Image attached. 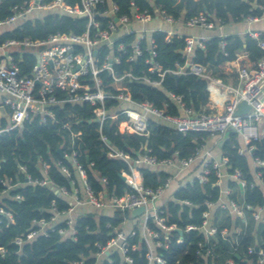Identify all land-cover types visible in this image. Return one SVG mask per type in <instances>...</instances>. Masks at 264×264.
I'll return each instance as SVG.
<instances>
[{
    "label": "built area",
    "instance_id": "1",
    "mask_svg": "<svg viewBox=\"0 0 264 264\" xmlns=\"http://www.w3.org/2000/svg\"><path fill=\"white\" fill-rule=\"evenodd\" d=\"M36 9L58 10L75 17H85L86 28L82 33L56 32L45 40L11 39L0 46V107L4 106L6 110L5 115L0 113V133L21 130L28 121L38 120L42 125L59 122V111H65L67 118L62 127L71 130L73 119L76 117V112L71 108L76 105H87L90 107L92 121L99 125L100 140L106 146V154L127 163L130 174H122L126 176L131 189L123 195L109 194L107 190L97 192L87 180L86 170L80 162V153L75 147V138L79 137V133L72 131L69 142L66 144L65 141L59 149L62 151V157L73 166L76 175L74 176L70 168L61 161L56 162L62 173L71 179L70 189L65 185L56 186L52 182L49 177V162L43 156L38 158L42 178H34L28 173L25 164H18L19 172L25 175V183L51 187L55 193L68 201L69 208L60 210L53 201L50 217L33 219L31 226L14 237L12 243L21 249L25 243L37 236H49L53 231H57L62 238L76 240V219L79 215L87 214L85 211L79 212L78 209L90 205L95 209L94 212L113 218L116 212H120L123 221L118 226L108 222L106 226L110 230L109 234L113 236L105 244L98 243L97 251L81 255L79 260L71 264H114L110 255L116 252L121 257V264H136V258L131 252L140 251L143 244L147 249L146 264H168L162 251L170 247L172 232L179 233L177 241L182 243L183 233L191 230H198L204 235V239L198 243L195 250L196 256L203 260L201 264H218L219 257L223 258L219 264H264V232L260 235L256 232L258 225L264 221V204L254 206L243 199L245 189L250 185L252 187L259 185L264 190L261 171H256V179L250 184L241 169L236 168L230 172L226 157L216 159L207 151L203 156L201 168L192 181L198 179L205 183L213 174L216 177L215 185L219 187V196L216 200H205L206 209L200 224H189L183 229L168 223L163 207L156 205V200L169 187L172 177L164 185L151 188L144 186L137 175L142 166L187 169L199 157V149L195 155L188 158H180L178 152H175L172 157L161 159L152 153L150 147L144 146V152H137L136 156H132L118 149L104 134V125L122 115L128 117L126 130L139 135H148L151 119L166 123L183 135L190 132L224 134L234 129L245 146L244 149H239L240 154L244 155L245 151H248L252 155L254 168L264 167V157L255 155V142L264 139L262 35L249 30L248 34L257 40L262 56L251 68L241 67L234 60L238 85L227 86L221 78L212 75L207 65L193 59L196 48H205L206 38L183 36L173 30H167L164 24L175 25L180 20L166 13L155 2H152L150 9L141 8L132 0L129 5L130 13H122L116 0H80V5L75 7L66 4L64 0H30L13 7L11 15L0 20V27L17 23ZM258 9L261 10L260 16H264V3L254 5L251 11ZM246 17L249 22H254L258 20L259 13ZM217 22L221 23V20ZM147 23L150 26H146ZM184 23L188 27L204 29L214 26L205 13ZM155 32H166L168 39L173 35L185 37L184 65L176 64V68L166 71L162 69L156 61L157 49L152 37ZM225 45L226 42L223 41V49ZM28 51L34 52L36 63L30 72L22 74L21 55ZM145 53L147 57L144 59L150 66V74L144 70L141 75H136L131 70L121 74L117 72L123 56L127 62L135 63L143 58ZM224 53L227 54L225 51ZM166 73L194 74L206 79L209 94L214 92L227 96L223 109L214 111L206 105L195 111L187 105L183 95L172 91H167L170 102L157 106L147 99L136 101L127 91L126 81L134 80L161 88ZM221 88L224 91H221ZM242 101H246L251 108L243 114H236ZM3 118L5 125H2ZM4 181L7 187L0 191L2 197L10 195L13 188L20 186L19 182L12 183L8 178ZM101 181L104 185L108 184L105 177ZM230 181L240 189L242 199L233 196L234 189L230 187ZM13 198L21 200L22 197L17 194ZM182 203L191 205L188 200H183ZM140 207H144V210L138 215H133V210ZM219 211L226 212L236 222L230 227L225 226L219 222L222 217L217 214ZM139 216H142L140 227L137 228L134 224L127 229V222L136 221ZM4 218L10 223L14 222L13 212L0 206V225ZM251 224L254 240L241 251L243 239L248 234ZM137 235L139 243L130 244L128 237ZM221 241L228 246L227 250H217ZM7 251L6 247L1 246L0 257H4ZM236 254L241 255V258L237 260ZM88 260L92 262L88 263Z\"/></svg>",
    "mask_w": 264,
    "mask_h": 264
},
{
    "label": "trees",
    "instance_id": "2",
    "mask_svg": "<svg viewBox=\"0 0 264 264\" xmlns=\"http://www.w3.org/2000/svg\"><path fill=\"white\" fill-rule=\"evenodd\" d=\"M30 0H0V20L11 15V9L16 5L25 4ZM122 13H130L129 5L132 0H116ZM141 8L152 7V2L160 5L169 15L177 20L187 21L190 18L205 13L209 16L213 24H228L233 21H240L248 15H258L257 10L251 8L257 4H263L264 0H134ZM72 7L80 5V0H64ZM221 20V23L217 22ZM87 19L85 17H75L73 15L58 11L48 10L41 18H25L14 28L0 34V46L7 40L32 39L45 40L56 32L82 33L86 28ZM152 37L156 43V61L164 71L176 68V64L184 65L186 55L183 52L186 40L185 37L173 35L168 39L166 32H155ZM264 38V34H262ZM223 41L226 42L224 49ZM205 48H196L194 51V61L205 64L209 69L218 72H234L235 67L231 62L237 60L241 67H253L262 56V50L258 46L257 40L249 35L244 38L232 35L226 38L213 36L204 40ZM224 51L227 53L225 54ZM244 53L239 57L237 54ZM19 56V55H18ZM145 53L143 58L135 63L127 62L126 57H122L118 73L131 70L136 75H141L142 70L149 73L150 66L145 63ZM36 63V55L33 51L21 55V73L30 72ZM208 81L194 74H180L178 77L166 73L163 80V87H155L143 81H126L127 91L130 92L136 101L149 100L157 106H163L165 102H170L167 91L183 95L188 106L195 111L201 110L209 101L207 90ZM76 112L71 125V130L64 129L63 123L67 120L65 111L58 112L59 122L42 125L38 120L24 123L21 130L0 133V191L7 187L5 179L12 183H20L10 191L8 196H0V206L11 210L14 214V222L10 223L5 218L0 225V247H6L7 253L0 257V264H71L80 259L81 255H88L97 251V244H105L110 235L107 223L118 226L123 220L120 212H116L113 217L101 215L96 212H89L86 215H79L76 219L77 238L76 240L62 238L57 231L50 232L49 236H37L33 240L25 243L21 249L12 243V239L27 230L31 226L33 219L43 216L50 217V209L53 201L60 210L68 209L69 203L66 199L55 193L51 187H41L25 183V175L18 170V164L27 166L28 173L34 178H42L43 174L38 167V158L43 156L49 162V177L56 186L72 187L71 179L65 176L56 162L61 161L67 165L73 175L76 172L73 166L59 153V148L66 141L70 140L72 131L78 132L79 137L75 138L76 148L80 153V162L84 166L88 182L98 192L107 190L109 194L123 195L130 191V185L121 178V174H130L127 163L118 158L109 157L106 146L100 140L99 125L92 121L90 107L87 105H76L71 108ZM176 112V111H175ZM128 117L119 116L115 120L108 121L104 125V134L118 149L136 156L137 152H144V146L152 149V153L159 158L172 157L178 152L180 158H188L196 154L204 139H208L210 134L190 132L183 135L166 123L155 119L149 121L148 135H139L130 130H126ZM2 119V125H5ZM239 135L230 132L228 138L222 145V155L228 159L230 172L239 168L243 171L249 183L255 181L249 157L239 152ZM255 155L264 157V145L255 142ZM64 148V147H63ZM173 149V153L170 150ZM262 172L264 179V167L257 168ZM143 185L156 188L164 185L172 177V173L166 168H152L142 166L139 168ZM105 177L108 184L104 185L101 179ZM216 177L212 174L210 180L201 183L198 179L178 187L174 192V199L167 206H164V216L168 217V223L175 224L185 229L189 224H200L202 214L206 209L204 202L206 199L216 200L219 196V187L215 185ZM230 187L234 189L233 196L238 193L237 185L230 181ZM20 194L21 200L14 199L13 196ZM244 201L251 205L264 204V190L256 185H251L245 189ZM183 200H188L191 205L183 204ZM220 214V211L217 212ZM222 218L230 221L231 216L221 213ZM222 219V220H223ZM231 223V222H230ZM229 223V225H230ZM226 225V226H229ZM243 239L241 251H244L254 240L251 230ZM264 221H262L256 232L258 235L264 232ZM177 231H173L170 237V247L162 251L168 260V264H188L196 262L201 264L202 259L196 256L195 250L198 243L204 239L202 232L198 230L185 231L183 242L177 241L179 237ZM130 244L139 243V235L128 237ZM59 242L60 245L56 246ZM218 244V249L227 250L228 246L223 241ZM243 249V250H242ZM136 258V264H146L147 249L142 245L140 251H132ZM114 264H121V257L116 252L110 255ZM238 260V258L235 256ZM222 257L217 258V262L222 263ZM92 260H88L91 263Z\"/></svg>",
    "mask_w": 264,
    "mask_h": 264
},
{
    "label": "crops",
    "instance_id": "3",
    "mask_svg": "<svg viewBox=\"0 0 264 264\" xmlns=\"http://www.w3.org/2000/svg\"><path fill=\"white\" fill-rule=\"evenodd\" d=\"M164 27L167 30L168 29L173 30L177 34H181L183 36H194V37H205V38H210L213 36H220L222 38H226L232 35H238L244 38L246 35H249L248 34L249 30L259 32L261 35L264 34V16L262 15L260 16V13H259L258 20L254 22H249L247 17H244L240 21H233V22H230L224 25L222 24H219L216 26L214 25L210 29H204L201 27H188L184 23V20L178 21L175 25L164 24ZM243 54L244 53H240V54H237V56L239 57L240 55H243ZM231 65L235 67V65L233 64V61L231 62ZM210 70L212 71L213 76H216L222 79L224 85H227V86H237L238 85V77H237L236 69L234 72H228V71L223 72L222 71L220 73L218 72L217 74H215L214 69H210ZM221 91H224V89L221 88ZM226 98H227L226 95H223V94L221 95V94H216L214 92H211L209 94V101L207 103V107L213 108L214 111H221L224 107ZM229 133L230 131H227L224 134L210 135L208 139H204V143L199 148V151H200L199 157L187 169L177 170V169H169L165 167L167 170H169L172 173V179H171V183L169 187H167L164 190L163 194L156 200V205L161 206V207L167 206V204L174 199L175 190L178 187L185 185L186 183L192 181L194 175H196L198 170H200L201 165H202L203 156L207 151H210L214 158L221 159L223 157L221 148H222V145L225 139L228 138ZM239 139H240V144H241L239 149H244L245 148L244 142L242 138L240 137V135H239ZM244 155L249 157L252 171L256 179V169L254 168L252 155L248 151H245ZM137 177L140 180H142V176L140 173L137 175ZM238 190L239 191L236 195V198H238L239 196V199H242L240 189ZM78 211L79 212L85 211V213H89V212H94L95 209L91 207L90 205H87L83 209L82 208L78 209ZM221 213L223 212H220L219 214L220 216H221ZM225 215H228V214L225 212ZM222 219L223 218L221 217V220L219 222H221L225 226L229 225V223L231 222L230 225L227 227H230L233 222H236L232 220L233 218H230V221H228L227 219L225 220L224 219L222 220ZM126 225H127V229H130L133 226V220H129ZM240 258H241V255H240Z\"/></svg>",
    "mask_w": 264,
    "mask_h": 264
},
{
    "label": "water",
    "instance_id": "4",
    "mask_svg": "<svg viewBox=\"0 0 264 264\" xmlns=\"http://www.w3.org/2000/svg\"><path fill=\"white\" fill-rule=\"evenodd\" d=\"M258 13H260L261 14V10L260 9H258ZM175 77H178V75H174ZM250 105H248V103L246 102V101H242L240 104H239V106H238V109H237V111H236V114H243V113H245V112H247L248 110H250ZM0 113L2 114V115H5L6 114V110H5V107L4 106H1L0 107ZM230 132H236L234 129H230L229 130ZM261 143L264 145V139H262L261 140ZM174 151H173V149H171L170 150V153H173ZM59 153L60 154H62V151H61V149H59ZM121 178L123 179V180H126V176L125 175H123V174H121ZM144 210V207H140V208H136L135 210H133V215H138V214H140L142 211ZM179 232H181L180 230H179ZM60 245V243L59 242H57L56 243V246H59ZM256 249H258V247H256ZM237 258H240V255L239 254H236L235 255Z\"/></svg>",
    "mask_w": 264,
    "mask_h": 264
},
{
    "label": "rangeland",
    "instance_id": "5",
    "mask_svg": "<svg viewBox=\"0 0 264 264\" xmlns=\"http://www.w3.org/2000/svg\"><path fill=\"white\" fill-rule=\"evenodd\" d=\"M44 14H45V10L36 9L32 13H30L28 17L29 18H36V17L41 18L43 17ZM19 22H21V20L18 21L17 23H12V24H8V25H4L0 27V34L14 28L17 24H19ZM146 26H149V23H147ZM141 222H142V216H139L136 221L133 220V225L136 224V227L139 228Z\"/></svg>",
    "mask_w": 264,
    "mask_h": 264
}]
</instances>
